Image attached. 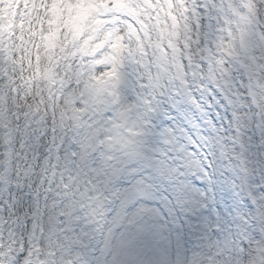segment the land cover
I'll use <instances>...</instances> for the list:
<instances>
[{"label":"rangeland","instance_id":"1","mask_svg":"<svg viewBox=\"0 0 264 264\" xmlns=\"http://www.w3.org/2000/svg\"><path fill=\"white\" fill-rule=\"evenodd\" d=\"M112 1L0 0V206L2 202H8L10 210L5 215L0 213V264H42V261L48 262L46 258L55 262L61 259L57 264H68L74 256L77 264H84L90 251V264H113L117 260V264H169L171 240L153 198L152 182L142 172L143 165L150 163L172 181L177 200L184 210L195 214L192 222L194 237L202 249L194 261L208 264L204 243L214 241L210 232L213 223L204 213L209 186L196 189L187 175L190 171L199 174L211 188L212 156L206 153V149L210 148L214 137L220 136L207 135L203 127L188 133L182 123L193 119L184 116L183 120L176 119L173 125L161 130L167 142L176 150L174 156L165 159L153 141V146H142L144 152L151 153V158L155 160L150 161L143 157L141 147H132L137 142L141 145L145 139H149L148 134L146 138L143 134L144 124L148 122L146 110L135 111L126 97L123 101L121 99L115 116L110 120L101 116L106 107L105 94L114 95L118 89L108 88L123 82L133 69L126 73L127 62L124 59L129 52L134 55L146 54L144 41L162 52L164 66L167 55L161 48L162 42L171 43L177 68L179 56L187 49L191 63L180 74L178 70L177 77L182 82V77L190 80L194 93L197 89L204 92L200 101L209 103V100L216 99L211 91L214 88L223 93L224 103L230 104L228 112L232 115L233 124L229 123L222 141L223 163L220 171L226 204L222 235L226 253L231 255L230 261L223 264H245L243 255L247 253L252 255L250 264H264V193L258 190V185L264 186V173H261L264 172V0H170L165 13H169L171 28L165 25L163 15H159L155 9H161L159 0H145L147 7L138 0H117L116 9L128 10L141 19L147 17L149 27L156 24L153 28L158 29L155 31L158 41L152 36L154 42H150L151 36L139 42L128 40L122 35L119 25L115 24V28L103 26L99 21L100 8L103 6V11L110 12ZM164 1L166 4L169 2ZM15 2L20 10L13 21L10 13ZM151 15L155 16V23L148 19ZM191 18H195L200 26L196 41L189 24ZM10 24H13L16 39L12 76L7 72L8 52L13 49L7 46ZM116 30L118 34L112 37V32ZM107 41L110 42L107 51L92 58V52ZM117 50L120 53L118 56L114 54ZM200 58L206 59L208 65L203 67ZM123 63L126 65L123 66ZM128 78L132 85L137 82L135 76ZM164 78L161 76V80ZM11 79L16 80L14 85L18 86L19 101L16 105L9 96ZM29 80L34 84L31 85ZM180 86L183 92L174 99L179 104L180 97L185 102L195 101L190 96L192 87L190 89L185 82ZM176 89L178 87L174 86L173 91ZM216 100V114L223 116L224 103ZM144 103L138 102L137 109ZM243 106L248 107L249 112H245ZM85 123L93 125L92 133L78 143L75 131L84 127ZM231 125L235 132L230 130ZM98 126L101 130L95 134L93 129L96 130ZM115 127L117 134L130 148H115L113 153H104L95 162L91 157L93 150L107 146L106 139L112 136L110 129ZM224 129L221 126L215 130L222 132ZM64 134L78 143L77 148L71 151L77 155L78 164L61 173L58 170L60 162L50 163L48 159L52 158L56 140ZM197 135L201 142L192 140ZM48 139L51 140L50 150L45 155L40 146ZM124 142L121 146H124ZM189 144L195 145L198 153L191 152ZM8 157L13 160L11 165L7 164ZM65 157L69 158L68 151L62 152L61 158ZM84 157L87 160L84 169L88 175L73 180L82 173L79 163ZM133 162L137 169L133 168ZM49 164L53 168L57 166L56 169H50ZM254 172L259 173L254 175ZM128 173L130 175H126ZM61 175L67 176L68 182L61 184ZM117 176L132 177L126 183L125 180L114 182ZM51 177H54V181H50ZM94 178L105 182L98 185ZM56 181L61 184L57 188L61 189L62 194L71 195L73 189L85 184L91 186L97 194L94 196L100 199V203L95 205L89 200L79 199L75 194L68 203V219L66 213H59L68 221V224L63 222L57 231L59 238H54L52 234L54 230H51L50 224L54 213L49 214V205L52 203L54 208L62 197L58 194L49 197L46 193L37 197L34 194L35 188H40V191L52 189ZM146 185H151V192L147 191ZM112 186L113 195L109 197L108 190ZM6 188L12 189L10 200H6L8 194L1 191ZM244 195L252 200L255 206L253 210L241 202ZM22 197H26V200ZM106 198L116 199L111 216L102 217L94 224L89 219L85 227H80L77 220L79 207L90 210L95 206L89 214H94V219L99 218L97 211L102 210L104 214ZM17 210L18 214L15 215ZM73 212L76 217L71 221ZM31 214L33 217H30ZM40 214L50 216V222H45L43 227V223L37 221ZM15 218L18 221L13 224ZM234 219L244 222L236 226ZM251 221L255 222L253 226L250 225ZM116 227H120L118 231H114ZM66 229L76 236L71 238L73 245L70 252L65 248L66 237L62 239L65 234L61 235ZM78 230L83 232L79 238ZM100 230L105 232L97 243L96 234ZM41 231L45 233L46 241L40 244L37 236ZM179 246L185 255L183 245L180 243ZM210 250L208 247L207 251ZM55 254L56 257L53 256ZM232 254H238L234 263L232 261L236 255ZM23 258L27 260L23 262ZM186 263L181 259L180 264Z\"/></svg>","mask_w":264,"mask_h":264},{"label":"bare ground","instance_id":"2","mask_svg":"<svg viewBox=\"0 0 264 264\" xmlns=\"http://www.w3.org/2000/svg\"><path fill=\"white\" fill-rule=\"evenodd\" d=\"M28 55V54H27ZM112 138V137H111ZM112 141H113V139H112ZM83 189V188H82ZM157 216V215H156ZM156 216H154V219L156 220ZM158 217V216H157ZM158 219L162 222V220L158 217ZM67 234H69V231H66L65 232V235H67ZM70 235V237L71 238H75L76 236L75 235H72V234H69ZM83 235V232H80V234L78 235V238L79 237H81ZM91 244H93L92 242H91ZM73 260L75 261L76 259L75 258H73Z\"/></svg>","mask_w":264,"mask_h":264}]
</instances>
